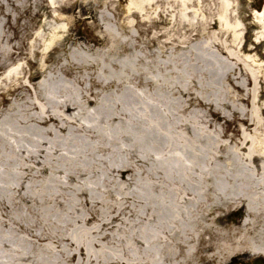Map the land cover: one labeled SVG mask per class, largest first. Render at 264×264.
<instances>
[{
    "label": "bare ground",
    "instance_id": "bare-ground-1",
    "mask_svg": "<svg viewBox=\"0 0 264 264\" xmlns=\"http://www.w3.org/2000/svg\"><path fill=\"white\" fill-rule=\"evenodd\" d=\"M5 1L18 14L0 1V264L264 257V207L256 209L264 201V160L257 162L250 148L243 161L235 159L240 149L230 160H213L209 110L227 115L216 95L205 93L210 87L199 81V69L164 56L160 44L154 54L132 44L131 17L151 20L146 34L156 39L155 25L168 22L149 14L150 0H118L128 5L125 15L105 18L109 39L100 44L52 24L70 21L55 15L69 11L70 0L55 7L50 0ZM81 2L85 24L94 20L88 10L112 6L88 0L87 10ZM222 2L221 19L226 11L234 19L230 0ZM42 17L34 30L31 22ZM221 21L208 29L220 25L238 41V26ZM182 50L202 58L193 47ZM19 58L27 67L11 71ZM246 169L254 174L243 184L235 176Z\"/></svg>",
    "mask_w": 264,
    "mask_h": 264
},
{
    "label": "rangeland",
    "instance_id": "rangeland-1",
    "mask_svg": "<svg viewBox=\"0 0 264 264\" xmlns=\"http://www.w3.org/2000/svg\"><path fill=\"white\" fill-rule=\"evenodd\" d=\"M0 1L2 4H6L8 12L17 16V11L10 3L8 4L5 0ZM24 1L18 0L21 4ZM35 1L42 2V0ZM55 1L50 0L54 7ZM81 1L83 6L88 2V0ZM150 1L151 5L147 10L149 14L153 17L161 15L165 18L162 20L168 22L164 25H155V29L152 31L154 34H161L159 39H156L154 35L146 34L147 28L154 24L151 20L149 23H145L136 17H131L127 22L132 26L133 35L136 37L132 41L134 47H147V53L154 54L155 45L160 44L163 47L164 56L169 57L168 55L171 54L179 64H191L192 62L199 69L197 71L199 81H203L210 87L205 93L207 95H210V92L215 94L218 99L216 102L221 107L220 110L227 115V118L219 117L218 114L213 113V109L209 110L208 115L213 129V135L212 133L210 135V148L214 149L213 160H230V155L232 158L234 157L232 150L240 149L242 153H238L235 159L243 161L248 156L246 148H250L253 150L255 160L262 162L264 160V42L259 43L258 33L261 32V29L257 25L256 18L261 15L260 11L262 12L264 8V0H230V5L236 13L234 19H228V11L225 13L227 19H221V14L224 11L222 6L224 1L222 2V0ZM107 2H110L112 6L107 7L98 4L92 8V11L88 10L89 6H84L88 10L86 15L94 19L85 24L83 19H80L85 16L81 12L80 5L76 4V0H70L71 9L69 11L55 13L56 16L67 17L70 21L56 23L51 20V22L55 27L65 31L71 28L73 36L87 38L92 40L93 44L107 42L109 38L105 30L108 25L105 18L115 20L123 17L125 15L123 10L128 7L126 2L119 3L118 0H103L102 3ZM183 18L188 19L186 25L180 23ZM45 20L46 18L42 17L31 22L33 29H38ZM215 20H223L225 24H236L238 29L235 30L239 32V40L236 41L234 34L227 33L220 25L208 29ZM175 22L177 24H174ZM2 23L3 17L1 15L0 26ZM218 45L227 48L229 53L236 57L231 59L222 55L217 51ZM186 47H193L198 56L202 58L197 60L193 55L184 54L182 48ZM125 52L123 51L122 54H127ZM13 64L10 66L11 71L19 67H27V62L23 58H19ZM200 71H204L203 74ZM5 72L3 78L10 73ZM253 79L256 82H253ZM11 97L9 96V98ZM239 173L241 175L235 177L238 179L241 177L239 182L243 184L249 182L250 176L254 174L250 169L240 170ZM262 174L264 172L259 175ZM252 194L254 193H249L247 197L253 199ZM262 199H258L256 209L264 207ZM224 209H227V206H224ZM256 257L244 253L223 264L246 263L247 261H254ZM212 264L217 263L213 260Z\"/></svg>",
    "mask_w": 264,
    "mask_h": 264
},
{
    "label": "flooded vegetation",
    "instance_id": "flooded-vegetation-1",
    "mask_svg": "<svg viewBox=\"0 0 264 264\" xmlns=\"http://www.w3.org/2000/svg\"><path fill=\"white\" fill-rule=\"evenodd\" d=\"M240 214V217H242V215H244V211H242ZM240 261V260H239ZM239 264H243V263H239Z\"/></svg>",
    "mask_w": 264,
    "mask_h": 264
}]
</instances>
